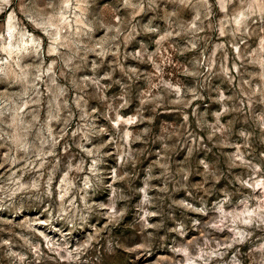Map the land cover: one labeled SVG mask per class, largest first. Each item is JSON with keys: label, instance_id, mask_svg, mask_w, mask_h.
I'll return each instance as SVG.
<instances>
[{"label": "rangeland", "instance_id": "obj_1", "mask_svg": "<svg viewBox=\"0 0 264 264\" xmlns=\"http://www.w3.org/2000/svg\"><path fill=\"white\" fill-rule=\"evenodd\" d=\"M0 264H264V0H0Z\"/></svg>", "mask_w": 264, "mask_h": 264}, {"label": "bare ground", "instance_id": "obj_2", "mask_svg": "<svg viewBox=\"0 0 264 264\" xmlns=\"http://www.w3.org/2000/svg\"><path fill=\"white\" fill-rule=\"evenodd\" d=\"M8 27H11V25L10 24H8ZM52 245H54V243L53 242H50ZM186 261H189L188 259L186 260Z\"/></svg>", "mask_w": 264, "mask_h": 264}]
</instances>
